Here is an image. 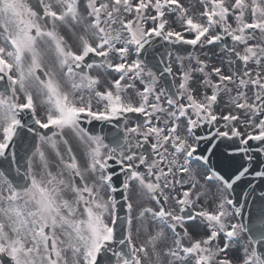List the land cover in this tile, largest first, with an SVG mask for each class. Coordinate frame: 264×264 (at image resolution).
<instances>
[{
	"label": "snow or ice",
	"instance_id": "6c2138e0",
	"mask_svg": "<svg viewBox=\"0 0 264 264\" xmlns=\"http://www.w3.org/2000/svg\"><path fill=\"white\" fill-rule=\"evenodd\" d=\"M196 3L0 0V264H264V204L245 217L230 198L250 173L249 141L264 145V0ZM156 38L220 44L229 70L195 54L174 69L172 52L151 64ZM225 96L232 111L218 112ZM93 122L123 128L108 137ZM202 124L238 141L224 159L247 166L185 179L193 159L209 164L196 155ZM197 219L204 234L186 227Z\"/></svg>",
	"mask_w": 264,
	"mask_h": 264
},
{
	"label": "water",
	"instance_id": "95a60500",
	"mask_svg": "<svg viewBox=\"0 0 264 264\" xmlns=\"http://www.w3.org/2000/svg\"><path fill=\"white\" fill-rule=\"evenodd\" d=\"M247 164H237L233 169L225 170L222 173L226 176L232 174L233 172L234 174H237L238 171L241 170L243 166H247ZM258 170H264V161L262 162V165L259 162L252 161L250 173L243 177L240 181H238L236 185H234L232 193L234 196V200H236L239 204H244V201L247 199H245L244 197V192L248 189L245 185L248 181H250L251 188L257 190L259 194L261 192H264V179L254 177V172ZM250 199L257 200V202H254L252 204L253 206H261L259 203L260 201H262L260 195L252 196ZM262 202L264 203V201Z\"/></svg>",
	"mask_w": 264,
	"mask_h": 264
},
{
	"label": "flooded vegetation",
	"instance_id": "af4514ba",
	"mask_svg": "<svg viewBox=\"0 0 264 264\" xmlns=\"http://www.w3.org/2000/svg\"><path fill=\"white\" fill-rule=\"evenodd\" d=\"M193 10L194 11H198V10H201L200 8H199V5L196 3L195 5H194V7H193ZM211 52H216V50H215V48L213 47V48H211V47H206V48H204V49H201V53L197 50L196 51V55H201V54H203V53H211ZM176 55H177V53H175V55L173 56V67H177L178 66V63H177V61H176V59H175V57H176ZM113 59H115V57H113ZM218 62H219V60H216L213 64L214 65H218ZM198 94V93H197ZM228 102V97H225V98H223L221 101H220V108H218L217 110L218 111H220V109L222 108V107H224L225 108V104ZM224 111H227V110H229L228 108H227V110L226 109H223ZM133 122H134V120H133ZM136 122V121H135ZM222 130H225V129H223L222 128ZM179 190V189H178ZM194 223H198V222H195V221H187L186 222V226L187 227H189L190 225H193ZM195 231H200L201 232V234H202V231H201V229L200 230H198V226L197 225H195ZM190 231V230H189ZM191 232V231H190Z\"/></svg>",
	"mask_w": 264,
	"mask_h": 264
},
{
	"label": "rangeland",
	"instance_id": "374dc122",
	"mask_svg": "<svg viewBox=\"0 0 264 264\" xmlns=\"http://www.w3.org/2000/svg\"><path fill=\"white\" fill-rule=\"evenodd\" d=\"M225 66V65H224ZM78 157H79V153H77ZM90 181V180H89ZM236 251V249L234 248V252ZM241 254V253H240Z\"/></svg>",
	"mask_w": 264,
	"mask_h": 264
}]
</instances>
